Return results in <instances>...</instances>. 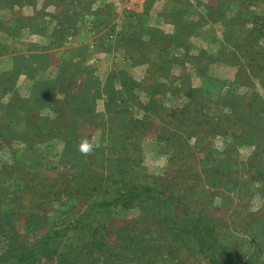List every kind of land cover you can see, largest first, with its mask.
I'll return each mask as SVG.
<instances>
[{
  "label": "rangeland",
  "instance_id": "374dc122",
  "mask_svg": "<svg viewBox=\"0 0 264 264\" xmlns=\"http://www.w3.org/2000/svg\"><path fill=\"white\" fill-rule=\"evenodd\" d=\"M258 14H264V0H0V164H12L28 138L47 161H69L72 172H79L77 165L89 174L88 163L97 170L102 158L94 156L105 151L111 158L110 150L123 169L114 171L107 161L99 173L151 188L142 203L121 197L125 203L98 213L88 207L95 197H83L79 184L42 197L39 214L50 230L71 228L89 213L88 225L99 233L86 247L89 255L78 257L82 264L107 257V264H142L138 258L211 264L186 252L189 243L182 239L209 219L220 229L217 237L231 234L236 264H264V242L257 247L247 233L258 228L264 241V68L249 66L242 51L264 45L254 33ZM73 79V93L89 94L75 143L95 144L80 162L74 154L64 157L69 127L56 125L59 113L50 108L56 97L71 95L58 83ZM34 130L56 132L40 141ZM131 230L147 238L135 239L128 257L119 239ZM9 242L0 236V253ZM140 246L147 251L140 254Z\"/></svg>",
  "mask_w": 264,
  "mask_h": 264
},
{
  "label": "trees",
  "instance_id": "16d2710c",
  "mask_svg": "<svg viewBox=\"0 0 264 264\" xmlns=\"http://www.w3.org/2000/svg\"><path fill=\"white\" fill-rule=\"evenodd\" d=\"M257 19L258 20L254 21V33L258 35V38L264 39V14H258ZM259 20L263 21L260 22ZM257 45V47L251 46L250 49L244 48L242 51L247 53L246 56L249 58L247 63L249 66L253 69H263L264 45ZM251 49L253 50L252 52H250ZM71 71L76 73L74 69ZM75 75L76 77H79L81 76V73ZM39 83L41 82H37V85L35 84L33 90L37 97L38 93L35 90L42 85ZM61 83L62 82L58 83L57 89L63 91L65 94L67 88L68 90L71 89L69 91L71 95L69 94L68 96L67 91V98L56 97L57 103L54 105L50 104V108L57 114L59 113L58 117H60V120L56 122V125L57 123H62L64 125L68 124L69 127L66 135V153L64 157L69 159L70 155L74 154L75 159L80 162L82 158L86 157V155L82 154L79 145L76 144L75 141L79 139L81 132L80 130H77L80 127L78 119H87V117H85L86 114L79 115V113L88 106V97L86 96H89V94H86V91L80 94L73 93L72 88L75 86L74 79L71 80L68 85L63 84L60 87ZM45 90L47 89L44 88L42 94H40L41 96H44L39 103L42 104L41 106L44 105L42 102L47 93ZM94 94L95 93H92L93 97L95 96ZM72 103H74L77 108H75L76 106ZM67 114L68 117L62 118V115ZM92 119L93 117L91 116L90 120ZM83 127H85V124ZM5 131L9 132L10 130ZM25 131L30 133L28 130ZM55 132L56 130H49L48 133L44 134L43 132H40L37 134L35 131L36 135L41 139L40 141L47 139V136L51 137ZM2 137L5 138V136ZM26 141L27 147L19 150L17 153V159L12 164H0V236L8 237V240L10 241L8 248L0 253V264H41L42 261H47L53 258H56V261H58L59 264H82L80 260H78V257L81 253H86L87 245L90 244L89 242L95 241L94 238L98 235L99 231L95 229L92 230V227L88 225L89 222L88 219L86 220V217H89V213L87 212L82 214L77 222L71 225V228H59L58 230L49 229L48 221L45 220L46 215L41 216L39 214V208L42 205V197L47 196L46 194L48 192L51 194L60 193L56 191V187H59V189L62 190L68 185H81L80 189L84 194L83 197H95L94 199H88L90 200L88 207H93L90 211L95 209L97 213L101 212V208L109 205L112 206L119 201L125 203L121 197H126L128 201H130V197L134 200L137 197L140 200L137 202L138 204L142 203L143 195H146L147 198L152 196L150 193L151 188L147 185L138 184L136 179L132 178L129 180L130 178L127 176L117 177L114 173H99L100 168H106L104 163L111 161L114 157V154H111L113 151L109 150V157L111 158L106 156L105 151H101L99 155H95V159H102L96 162L98 166L97 170L96 168L92 169L91 163L87 164L91 170L88 174L87 172L85 173L86 167L84 168L74 164V167L79 172H72L69 169V161L67 164L63 163L62 166L47 161V159H45V157L32 146V142H30L29 138L26 139ZM111 148L115 150L114 146H111ZM118 165V162L113 163L112 161L109 164L114 171H119V169L113 168ZM118 167L123 169L122 166ZM215 178H221L220 172ZM230 178L233 179L232 177ZM140 189L142 191H140ZM135 193H137L136 196ZM97 207L99 209H97ZM204 209L205 208H203V210ZM202 213L203 211L199 213V217ZM254 218L256 219V216H254ZM23 221L25 222L24 227L22 228L21 222ZM209 221L210 219L204 225L200 224L202 226L193 225L194 227L192 229L186 230V233L189 235L183 236L182 238L183 241L189 243V251L186 252L194 256L201 255L204 258L207 257L208 262L211 264H236L233 259V254L237 253V251L234 241L230 240L231 234H228V236L225 237H217L216 233H218L220 229L216 223L215 225H212ZM251 222L254 221L250 220L244 222V227L251 224ZM19 227L21 229H19ZM200 227H203V230L200 229ZM220 227L223 229V225ZM40 229H44L46 232L36 238L35 233ZM65 231L67 233H65ZM226 231L229 233V226L226 228ZM247 231H249L247 232L248 237L250 241L252 239L254 245L256 244L257 247L263 245V237L258 231V228H255L253 231L249 228ZM208 232L214 233L213 236L217 237L214 242H208L206 240V236L209 235ZM150 237H152V235L148 236V238ZM63 238L69 242L60 243ZM146 238L147 236H141L139 231L131 230L129 236H120L119 240L120 242H124L123 245L125 246L123 250H125V253H127L129 257L133 256V248L135 247L134 245H136L135 239H137L139 243H143ZM127 240H131L130 243H127ZM175 242L178 244L177 241ZM214 243L218 244L217 248L213 246ZM252 243L250 244L248 242V245L253 246ZM80 244L84 245H81L80 248ZM195 249H197V251H194ZM146 251L147 246H140V254ZM207 253L209 254L206 255ZM86 254L89 255L88 253ZM117 255V253H112L109 256L112 257ZM157 258L158 257H156V261ZM138 259H140V262L142 261V264H145V260L143 261L141 258ZM74 260L77 261L75 262ZM109 261L110 260L107 257L105 260L98 261V264H107ZM155 263L157 264V262Z\"/></svg>",
  "mask_w": 264,
  "mask_h": 264
},
{
  "label": "clouds",
  "instance_id": "9594fccd",
  "mask_svg": "<svg viewBox=\"0 0 264 264\" xmlns=\"http://www.w3.org/2000/svg\"><path fill=\"white\" fill-rule=\"evenodd\" d=\"M79 149L82 152V154L88 155L94 151L95 144L87 139H83L79 145Z\"/></svg>",
  "mask_w": 264,
  "mask_h": 264
}]
</instances>
